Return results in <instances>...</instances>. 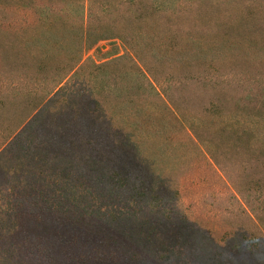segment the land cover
<instances>
[{"label": "rangeland", "instance_id": "rangeland-1", "mask_svg": "<svg viewBox=\"0 0 264 264\" xmlns=\"http://www.w3.org/2000/svg\"><path fill=\"white\" fill-rule=\"evenodd\" d=\"M3 4L0 264H264V0Z\"/></svg>", "mask_w": 264, "mask_h": 264}, {"label": "trees", "instance_id": "trees-1", "mask_svg": "<svg viewBox=\"0 0 264 264\" xmlns=\"http://www.w3.org/2000/svg\"><path fill=\"white\" fill-rule=\"evenodd\" d=\"M3 1L4 0H0V4L1 5H4L3 4ZM6 1H11V0H6ZM12 1H18V0H12ZM113 0H89V2L90 3H92V4H94V5H100V6H102V5H104L105 3H107V2H112ZM155 1H160V2H162V0H155ZM102 4V5H101ZM110 4H112V3H109V5ZM0 5V6H1ZM156 9V7L154 8V11H156L155 10ZM4 9H0V11L2 12ZM158 10V9H157ZM4 28L2 27V25H0V58L1 59H5V57L8 55L6 52H5V47H4V42H3V39L1 38L2 36H5L6 35V32L3 30ZM83 43V42H82ZM194 43H191L190 42V45L191 46H194L193 45ZM82 49V48H81ZM81 53V51L79 50L78 51V53ZM41 59H39V61H40ZM34 61H36L37 62V60H35L34 59ZM78 63H79V57H76V59H75V62L73 63V65H72V67L70 68V69H66V71H65V73L63 74V75H61L60 77H58L57 79H54V80H52V81H46V82H48V83H50V85H48L49 86V88H48V90L46 91L47 93H46V97H49L50 95H52V94H54L56 91H58L62 86H63V84L66 82V80L68 79V77H69V75L70 74H72L73 73V70L75 69V67L78 65ZM37 64V66L38 67H41L40 65V63H36ZM137 69H138V71H140V69H139V67H137ZM41 70H43V68H39L37 71H35L34 73L32 72V75L33 76H31V77H29V79L28 80H30V82H34L35 84H37L38 82H40V80H42V78H43V80H45V76H40L41 74H42V72H41ZM142 76L145 78V75H144V73H142ZM149 85H150V87L153 89L154 88V86L149 82ZM158 95V94H157ZM160 101L162 102V104L164 105V108H165V110L166 111H168V112H174V110H170L171 109V107H170V105L166 102V100L165 99H163V98H160ZM172 106V105H171ZM40 107V105L39 106H35V105H33L31 108H32V110H31V113L30 114H26L25 116H24V118L23 119H21L20 121H18L16 124V127L14 128V130H12L9 134H8V136H6V137H4V140H5V142H7L10 138H11V136H13V134L17 131V130H19L26 122H27V120L29 119V117L31 116V114H33V113H36L37 112V109ZM5 142H4V144H5ZM0 153H2V152H0Z\"/></svg>", "mask_w": 264, "mask_h": 264}]
</instances>
